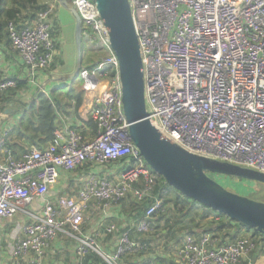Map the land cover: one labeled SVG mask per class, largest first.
<instances>
[{
    "label": "built area",
    "instance_id": "obj_1",
    "mask_svg": "<svg viewBox=\"0 0 264 264\" xmlns=\"http://www.w3.org/2000/svg\"><path fill=\"white\" fill-rule=\"evenodd\" d=\"M128 2L151 124L189 152L264 173V0ZM73 3L83 28L87 27L86 37L107 50L91 72L80 70L85 92L96 91L101 77H107L89 110L96 131L88 136L84 126H64L55 130L47 144L30 145L16 157L7 144L10 122L0 117V223L19 212L26 216L9 249L12 264H41L46 248L58 235L75 239L77 264H89L84 261L88 251L99 253L81 231L89 203L115 204L131 195L144 207L140 216L129 220L130 224L110 223L104 228L116 234V242L110 254L101 256L117 264L124 255L144 248L131 233L151 231L153 215L166 194L154 193L158 175L129 137L117 59L103 20L91 0ZM53 9L50 5L32 21L13 19L6 24L11 51L34 78L39 73L54 77L49 71L55 56ZM107 65L114 69L112 77L104 71ZM17 82L16 77L0 76V104L6 94L21 97ZM40 86L46 93V84ZM113 163L118 165L116 179L111 178ZM63 172L75 175L76 194L56 187ZM261 252L264 237L246 231H237L233 240L218 244L207 233L185 234L177 250L182 264H240ZM29 256L32 259L25 262Z\"/></svg>",
    "mask_w": 264,
    "mask_h": 264
},
{
    "label": "water",
    "instance_id": "obj_2",
    "mask_svg": "<svg viewBox=\"0 0 264 264\" xmlns=\"http://www.w3.org/2000/svg\"><path fill=\"white\" fill-rule=\"evenodd\" d=\"M56 1L74 20V69L66 77L57 78L59 81H69L70 84L82 69L83 22L73 0ZM91 1L103 20L108 44L117 59L121 103L129 137L146 164L185 197L264 234V202L231 191L212 176H226L264 185V173L244 165L189 152L153 126L145 106L143 64L129 2Z\"/></svg>",
    "mask_w": 264,
    "mask_h": 264
},
{
    "label": "crops",
    "instance_id": "obj_3",
    "mask_svg": "<svg viewBox=\"0 0 264 264\" xmlns=\"http://www.w3.org/2000/svg\"><path fill=\"white\" fill-rule=\"evenodd\" d=\"M53 8L55 14L57 13V16L59 15H63L64 17H67V15L71 16V14L68 11H66L65 9H63L58 5L57 1L54 2ZM96 49L101 50L99 44L93 45L92 52H94V50ZM83 53H84L83 58H85L87 56V48L83 50ZM99 60H101L100 57ZM49 71L51 72V75L53 77L54 72L52 70V67H50ZM0 76H13L16 77L19 82L24 83V85L18 88L17 90L18 94L21 95L19 99L14 97V93L6 94L1 98L0 112L2 113V115H0V117L2 119L3 117L7 118L8 120L5 119L4 121L5 123L10 122V126H12L19 119L20 109L17 110L19 106L32 103L35 100V97L38 93L49 94V92L53 87L61 86L62 84L60 83H64V82L65 84L67 83L66 81H59L57 79V78H61L64 75L62 76L54 75V77L50 79L49 77L46 76V74L39 73L36 75L37 78L32 77L30 75V72H28L27 68L11 51L8 40H4L0 42ZM42 83L46 84L47 86L46 93L41 91L42 89L40 85ZM105 86H106V80L101 79L97 85L96 91L93 90L91 92H85L81 88L80 90L83 91L84 95H83L82 103L77 110V117L69 118L67 121L63 122L56 130H61L64 126H70V127L84 126L86 128V130H84V134L91 136L92 135V133L90 132L91 129L89 125L86 123L88 121V118H90L89 110L92 106L93 96L95 95L96 92H99ZM5 99H9V100L5 102L4 101ZM6 110H10L8 113H6L7 117L5 116ZM29 147L30 146H27L26 150ZM117 176H118V165L113 163L111 164V178L116 179L115 177ZM56 187H59L61 189V192L65 194L74 195L78 190L77 188H79V182L77 181L75 175H71L70 173L63 172L59 179V183L56 184ZM194 206L195 205H193L192 208H194ZM139 208H141V210L143 211L144 207H142L140 204H136L133 199L132 200L124 199L115 204L110 203L99 207H97V205L94 202L89 203V207L87 208L85 218L81 226V231L83 234L89 236L94 241V244L99 251V253L96 251H94V253L99 255L103 261L105 260L102 258L101 254L104 255L110 254L113 251L116 242V234L106 233L104 231L105 226L110 223H117L119 225L130 224L129 220H131L133 217L140 216L141 212ZM197 210H198L197 213L201 215L202 209L197 208ZM208 213L209 214L206 217L202 218L199 222V226H203L202 224H204L205 228L200 229L199 227H197V228H193V230L191 229L190 231L183 233L180 238V243L182 241L183 236L186 233H190L195 236H198L200 233H207L211 236L213 244H218L222 242L221 235L215 234L217 232L214 230L213 227H211L213 222L218 223L219 217L211 212ZM203 214L206 215L204 213V210H203ZM198 217L200 216L196 215V217L194 218L196 220L195 221L196 226L198 224ZM167 218H169V216H167ZM158 219L159 221H157ZM25 220H26L25 214L19 212L0 223V264H12V256L9 253V249L10 246L15 241V237L20 235V227ZM153 222H154V226H157L156 223H159L160 226L164 225L165 223L163 222V219L161 220V216H158L157 214L154 215ZM190 225L194 226L193 223H191ZM187 226H189L188 222H187ZM132 228L134 229V226ZM153 231H151L149 234H151ZM237 231H240V229ZM246 232L247 234L252 233L251 231H246ZM132 235L140 244L141 235L135 233H132ZM145 236L147 237V235ZM75 245H76L75 239H73L72 237L65 235H58L52 242H50V244L46 248L43 256L41 257V264H77L79 258L75 252ZM141 246L144 247V245ZM140 250H142V248L138 249L136 254L124 255L117 262V264H145V263L153 264L151 262L152 260L154 261L159 257L163 259H168L169 257V254L163 251L160 253L158 251H155L154 253H147L146 251H144L141 252L140 254ZM63 253H65V255L63 256L66 257L65 260L57 256V255L62 256ZM32 257L33 256L27 257L25 259V262L32 259ZM250 257L252 261L245 260L242 261L240 264H261L264 260V252L258 253L256 255H252ZM89 260L91 264H102V262H96L93 259L92 255Z\"/></svg>",
    "mask_w": 264,
    "mask_h": 264
},
{
    "label": "trees",
    "instance_id": "obj_4",
    "mask_svg": "<svg viewBox=\"0 0 264 264\" xmlns=\"http://www.w3.org/2000/svg\"><path fill=\"white\" fill-rule=\"evenodd\" d=\"M53 2H56V0H0V42L4 40H8L7 31H6V24L8 21L13 19L15 20L28 19L32 21L38 16L39 13L46 10L50 5H53L52 4ZM55 16L56 14L53 9L50 15L52 26L55 21ZM85 31L88 32V30H85L83 28V36L85 33H87ZM52 35H53V47H54L55 35L53 34V27H52ZM83 47L84 44L82 41V56L84 54ZM99 61L100 60H98V62ZM98 62H92L91 64L83 66L82 68L91 70L96 67ZM104 71L108 72L107 74L109 77H112L115 73L111 65L105 66ZM101 78L104 79L107 77L102 76ZM79 82L80 83L83 82L80 75L70 84H64L59 87H53L49 92V94L38 93L35 97V100L32 103L19 106L18 108L20 109L19 119L8 130L9 141L7 144H8V148L12 151L14 156L16 157L21 156V154L26 151L27 146L47 144L50 140H52L53 133L55 132V130L63 122L67 121L71 117H77V110L82 103L83 95H84L83 91L76 87V85H78ZM23 85L24 83H21L19 81L17 82V88H20ZM7 100L9 99H5L4 101L6 102ZM86 123L89 125L91 129L90 132L94 134L96 131V125L93 122V120L91 118H88V121ZM212 176L217 179L219 175H212ZM221 177H226V176H221ZM226 178L230 181H236L234 180L236 178H230V177H226ZM238 183L240 185H242V183L246 184V189H248L247 183L249 182L237 179L235 184ZM161 190L165 192L169 190L174 191V194H172V198L170 199L167 196V194L164 195L161 207L154 214L161 216V220L163 219L165 222L164 226H168L170 222V218H167V215L162 214L163 213L162 211H164L165 203L172 202L174 207H179V211L182 216L189 215L191 211L194 210L192 206L198 204L200 207H202V214L201 215H199L198 213L194 214L188 221L189 226H191L190 225L191 223L193 224L195 223L196 220L194 218L196 215H198L200 217H198L197 226L200 229H204L205 225L202 224L203 226H199V222L202 218L206 217V215L203 214V209H207L208 211L219 217L218 223L213 222L211 227H213L214 230L217 232L215 234L221 235V240H222L221 243H225L226 241L233 240L235 234L237 233V230L239 229L240 231L241 230L251 231L252 234L254 235L264 237L263 234L257 232L256 230L249 229L244 225L234 220H231L230 218L222 214H219L190 198L185 197L180 192L170 187L161 176H158L157 185L156 188L154 189V193H159ZM250 190L248 189L247 192H250ZM247 195L248 197L255 199L256 193L253 194V192H251ZM127 199L132 200L131 195H129ZM139 210L141 212V208H139ZM157 221H159V219ZM156 224L157 226L159 225V223ZM153 230H155L154 222L151 231ZM150 232L146 234H140L141 235L140 244L144 245V248L140 250V253L149 250L150 242H149L148 234ZM186 234H190V233H186ZM145 235H147V237ZM228 237L230 238L228 239ZM91 255L93 256V259L96 262H101V261L104 262L99 255L94 253L93 250L88 251L86 257L84 258V261L91 264L89 260ZM145 264H149V263H145Z\"/></svg>",
    "mask_w": 264,
    "mask_h": 264
},
{
    "label": "rangeland",
    "instance_id": "obj_5",
    "mask_svg": "<svg viewBox=\"0 0 264 264\" xmlns=\"http://www.w3.org/2000/svg\"><path fill=\"white\" fill-rule=\"evenodd\" d=\"M52 4H54V2ZM52 27H53V34L55 35L54 53L56 56L51 67L55 76L64 75L66 77L68 74L72 73L75 65V47H74V39H73L74 20L69 15H67V17H64L63 15L57 16L56 13L55 21ZM85 30H87V27H85ZM86 34L87 33H85L83 36V44H84L83 50L87 48V56L83 58L82 67L89 65L92 62L98 61L99 57L103 58L107 54V50L105 49V47H101V50L96 49L94 50V52H92L93 45L98 44V42L88 39L86 37ZM93 69L89 71L91 72ZM60 84L63 85L65 84V82ZM66 84H69V81H67ZM76 87L78 89H81L82 82L81 83L79 82L78 85H76ZM215 180L224 187H226L227 189L237 192L239 194L248 196L247 194L251 192H253V194L256 193L255 199L264 202V185L261 183H257V182L247 183V188L249 190L251 189L250 192H247L248 189H246V184L243 183L242 185H240L239 183L235 184L237 179H234L236 181H230L226 177L218 176L217 179L215 178ZM166 194L170 199L172 198V194H174V191L172 190L166 191ZM197 208L202 209V207L196 204L194 206V210H192L189 215L182 216L179 211V207H174L172 202L165 203L164 211H162L163 212L162 214L169 216L170 218L169 225L154 226L155 231H153L151 234L148 235L150 245H149V250H147L146 252L154 253L155 251H158L160 253L163 251L165 253H168L169 257L168 259H163L159 257L154 261L152 260L151 262L153 264H182L177 254V250L180 244V238L183 233L198 227L195 226L196 222L193 224L194 226H187V222L190 220V218L194 214H197L198 211ZM203 210L206 216L209 214L208 212H210L207 209H203ZM164 228L166 231L164 230ZM229 238L230 237H228V239ZM64 255L65 253H63L62 256L61 255H57V256L65 260L66 257H63ZM104 264L107 263L104 261Z\"/></svg>",
    "mask_w": 264,
    "mask_h": 264
},
{
    "label": "bare ground",
    "instance_id": "obj_6",
    "mask_svg": "<svg viewBox=\"0 0 264 264\" xmlns=\"http://www.w3.org/2000/svg\"><path fill=\"white\" fill-rule=\"evenodd\" d=\"M103 84V83H102Z\"/></svg>",
    "mask_w": 264,
    "mask_h": 264
}]
</instances>
